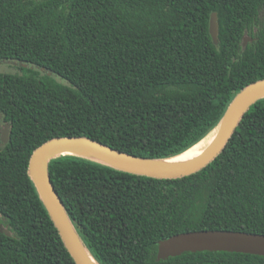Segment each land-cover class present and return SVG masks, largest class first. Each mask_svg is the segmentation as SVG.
Instances as JSON below:
<instances>
[{
  "label": "trees",
  "instance_id": "1",
  "mask_svg": "<svg viewBox=\"0 0 264 264\" xmlns=\"http://www.w3.org/2000/svg\"><path fill=\"white\" fill-rule=\"evenodd\" d=\"M0 60L20 71L0 73V264H75L27 174L33 150L87 137L140 158L182 153L264 79V0H0ZM48 174L98 264H264L225 251L156 258L177 234H264V99L194 174L155 179L69 155Z\"/></svg>",
  "mask_w": 264,
  "mask_h": 264
},
{
  "label": "water",
  "instance_id": "2",
  "mask_svg": "<svg viewBox=\"0 0 264 264\" xmlns=\"http://www.w3.org/2000/svg\"><path fill=\"white\" fill-rule=\"evenodd\" d=\"M208 30L212 41L216 44L217 16L215 13L210 15ZM243 40L246 44L250 39L244 37ZM260 99H264V79L247 85L235 94L220 122L216 125H219L220 129L215 142L202 155L182 165L162 166L159 162L165 159L140 158L117 151L87 137H57L34 149L28 161L27 174L75 264H91V262L84 253L80 245L83 243L50 181L48 164L52 159L69 155L125 173L155 179L185 177L200 171L215 160L225 148L243 115ZM8 128L9 126L4 124L0 131V147L8 141ZM90 154L98 157L99 160L85 157ZM0 232L10 236V232L1 224ZM83 247L87 250L84 245ZM201 251H225L264 256V234L232 231H196L177 234L158 243L156 258L166 260L185 252ZM95 263L98 264L96 260Z\"/></svg>",
  "mask_w": 264,
  "mask_h": 264
},
{
  "label": "bare ground",
  "instance_id": "3",
  "mask_svg": "<svg viewBox=\"0 0 264 264\" xmlns=\"http://www.w3.org/2000/svg\"><path fill=\"white\" fill-rule=\"evenodd\" d=\"M219 129H220V126L218 125L214 129L209 131L198 142L190 146L188 149H186L182 153L177 154L173 157H170L169 159H165L159 162V164L162 166H177V165L188 163L192 161L193 159H196L197 157L202 155L215 142L218 136V133H219ZM85 157L99 160L98 157L92 154L85 155ZM80 245L83 248L84 253L87 255V258H89V261L91 262V264H96L95 260L92 258L90 253L83 247L81 243Z\"/></svg>",
  "mask_w": 264,
  "mask_h": 264
},
{
  "label": "rangeland",
  "instance_id": "4",
  "mask_svg": "<svg viewBox=\"0 0 264 264\" xmlns=\"http://www.w3.org/2000/svg\"><path fill=\"white\" fill-rule=\"evenodd\" d=\"M19 65H21V64H19ZM17 66H18V64L14 63L12 61L0 60V73H20ZM31 68H33V70H35L40 75H48V76L52 77L53 79H55L57 82L65 83V81H63L62 79H60L59 77H57L56 75H54L50 72L46 73L44 70L39 69V68H34L32 66H31Z\"/></svg>",
  "mask_w": 264,
  "mask_h": 264
}]
</instances>
